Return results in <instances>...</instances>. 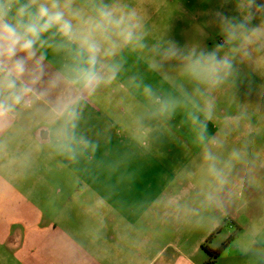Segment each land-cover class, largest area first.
Instances as JSON below:
<instances>
[{
    "label": "crops",
    "instance_id": "crops-1",
    "mask_svg": "<svg viewBox=\"0 0 264 264\" xmlns=\"http://www.w3.org/2000/svg\"><path fill=\"white\" fill-rule=\"evenodd\" d=\"M131 93L117 78L87 99L78 131L95 149L76 162L21 121L0 151V248L10 254L0 264H210L202 246L216 231L211 248L234 240L213 264H253L244 250L264 226V160L242 150L222 202L208 205L183 114H158Z\"/></svg>",
    "mask_w": 264,
    "mask_h": 264
},
{
    "label": "clouds",
    "instance_id": "clouds-1",
    "mask_svg": "<svg viewBox=\"0 0 264 264\" xmlns=\"http://www.w3.org/2000/svg\"><path fill=\"white\" fill-rule=\"evenodd\" d=\"M225 3L231 0H224ZM237 15L213 14L224 43L185 52L174 41H158L149 51L148 67L170 81L164 68L180 63L179 75L194 85H176L179 96L164 95L143 85L142 95L158 114L191 105L189 121L202 148L204 192L208 205L221 203V193L232 184L231 173L246 154L221 153L227 132L210 136L214 118L213 93L231 86L241 62L264 48V0H235ZM258 21V22H257ZM146 33L135 9L104 0H0V151L19 130L47 129L48 146L76 162L95 145L78 131L80 110L99 89L115 82L123 70L120 53L127 47L143 50ZM225 46L229 52L221 55ZM49 52L59 57L49 59ZM135 87V78L130 81ZM259 245V247H257ZM245 254L264 259V226L248 234Z\"/></svg>",
    "mask_w": 264,
    "mask_h": 264
},
{
    "label": "rangeland",
    "instance_id": "rangeland-1",
    "mask_svg": "<svg viewBox=\"0 0 264 264\" xmlns=\"http://www.w3.org/2000/svg\"><path fill=\"white\" fill-rule=\"evenodd\" d=\"M105 3H117L135 9L139 13L143 30L146 33L143 50L125 48L120 53L123 70L118 80L123 86H129L132 95L146 101L142 95L143 85H151L164 95L179 96L176 85L192 91L194 85L179 75L180 63L171 61L166 64L164 72L173 79L170 81L159 72L148 67L149 49L158 41H174L185 52L214 48L224 43L219 26L214 22L213 14L222 12L228 16L237 15L235 0L225 3L224 0H104ZM258 22V21H257ZM231 46H225L221 55L229 52ZM239 74L231 86H225L213 93L214 118L208 121V134H216L218 130L227 132L224 143L235 146L236 150H247L253 158H259L264 150V48H257L251 58L241 62L237 55ZM135 78V87L130 81ZM191 105L178 106L171 113H181L186 120L187 135L183 138L189 144L201 146L196 141L188 113ZM219 134V135H220ZM264 154V153H262ZM261 154V157L263 155ZM113 173V169H111ZM119 178L120 175L117 174ZM109 190L113 191L114 187ZM126 203V201H124ZM0 248V258L8 257Z\"/></svg>",
    "mask_w": 264,
    "mask_h": 264
},
{
    "label": "trees",
    "instance_id": "trees-1",
    "mask_svg": "<svg viewBox=\"0 0 264 264\" xmlns=\"http://www.w3.org/2000/svg\"><path fill=\"white\" fill-rule=\"evenodd\" d=\"M218 231L214 232L208 240L203 244L204 251L210 256V264H213L215 260L225 251V249L233 242L234 238H229L221 247L218 249H213L210 247V244L217 234Z\"/></svg>",
    "mask_w": 264,
    "mask_h": 264
}]
</instances>
